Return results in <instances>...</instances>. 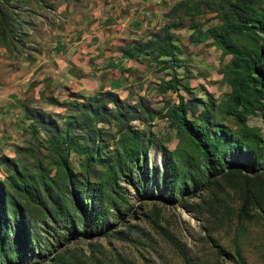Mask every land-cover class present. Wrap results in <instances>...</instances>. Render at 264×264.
Here are the masks:
<instances>
[{
    "label": "rangeland",
    "instance_id": "obj_1",
    "mask_svg": "<svg viewBox=\"0 0 264 264\" xmlns=\"http://www.w3.org/2000/svg\"><path fill=\"white\" fill-rule=\"evenodd\" d=\"M34 1L0 0V155L9 157L30 183H37L42 194L45 187L55 199L67 201L70 212L75 211L71 202L76 200V182L98 187L102 179L111 181L108 188L102 187L98 204L111 230L89 237L66 235L63 220L52 221L46 215L50 204L26 200L8 183L13 172L8 162H0L5 201L1 224H8L13 234L21 218L34 246L33 252L21 255L20 263L0 258V264H264V201L255 195L264 191V121L256 109L258 94L252 84L242 93L243 106L233 103L235 90L228 79L237 73L228 61L230 55H223L207 33L219 22L211 0H171L164 11H158L147 34L151 39L168 32L174 46L170 55L158 56L155 47L140 45L147 72L145 80L143 75L138 78L144 83L140 93L131 91L117 105L99 94L69 95L51 104L53 95L44 83L30 92L43 93L41 98L28 95L24 103L23 91H16L21 101L15 105L11 100L13 105L1 95L20 87L21 75L31 66L32 42L37 40L33 31L39 20ZM37 1L45 9L54 4ZM43 17L51 19L49 12ZM238 42L245 47L252 43L245 37ZM169 78L186 99V117L202 122L209 134L223 136L228 131L236 139L233 151L232 140L220 138L223 154L217 153V169H208L193 141L169 121V108L177 102L175 90L166 88ZM138 95L144 98L141 106L136 103ZM226 106L242 112L243 121L228 113ZM114 112L124 119L114 118ZM135 112L141 119L126 120ZM67 124L82 130L76 150L72 143L69 149H59L49 139ZM126 128L137 129L135 136L146 145L144 153L132 160L143 178L130 170L121 151L119 137ZM69 132L75 131L70 127ZM83 145L101 160L82 152L88 148ZM61 157L73 169L75 183L66 182L58 165ZM108 161L114 162L113 175L103 166ZM168 178L171 181L166 182ZM244 189L254 194L247 214L239 213Z\"/></svg>",
    "mask_w": 264,
    "mask_h": 264
},
{
    "label": "trees",
    "instance_id": "obj_2",
    "mask_svg": "<svg viewBox=\"0 0 264 264\" xmlns=\"http://www.w3.org/2000/svg\"><path fill=\"white\" fill-rule=\"evenodd\" d=\"M210 8L215 11L219 22L209 27L207 33L217 43L223 55H230L228 61L232 65L235 73H237V77L232 76L228 79L230 87L235 90L231 95L233 103L242 107V102L244 101L242 93L252 84L258 94L256 109H258L264 121V0H211ZM170 36V33L165 32L156 38L147 39L142 42V44L137 43V46L140 49V45H151L152 48L155 47L158 56H167L172 53V47L174 46L169 40ZM239 37L249 38V40L252 41L251 45L249 47L241 46L238 42ZM125 52L132 55L129 50H125ZM166 88L174 89L177 95V102L173 103L169 108V121L176 129L185 133L193 141L197 151L202 154L208 169H217L219 165L217 153L220 151L223 154V151L220 150V138L228 137V139L232 140L231 136L233 134L228 131H226L223 136L221 134H209L202 122H197L193 117H186V110L189 106H187L186 99L183 95L177 91L178 87L174 83V79L169 78L167 80ZM76 94L83 96V94L75 91H68L67 93L68 96ZM96 94L103 95L114 105H117L121 101V98L116 92L108 89ZM137 97L136 103H139V106H141L144 98L141 95ZM48 101L51 104L58 103V99L54 96L49 97ZM134 104L126 103V106L136 108L137 105ZM35 109L36 108H33L32 110L36 112L39 111ZM226 111L239 121H243L244 114L235 110L233 106H226ZM91 112L94 113V110L92 109ZM113 117L119 121L124 119L123 114L118 112H114ZM130 118L141 119L137 112L126 118V120L129 121ZM54 123L57 124L56 122ZM70 127L75 132H69ZM64 128L65 129L61 132L50 134L49 139L52 144L56 145L59 149H69V143H72L73 150H76V145L82 142L79 139V137H81L80 132L82 131L80 126L67 124ZM136 132L137 129L126 128L125 132L119 137V144L121 146V151L128 157L130 170H135L137 172L136 177L139 176L143 178V172L136 169V164L134 162L132 163V160L139 157L146 149L144 142L135 136ZM232 143L233 145H230L229 149H233L234 151L237 149L236 139L232 140ZM83 146L88 147V145ZM77 151L81 152L80 149H77ZM82 152L91 153L89 147L86 151L83 150ZM118 155L119 154L116 153L117 157ZM89 157L101 160L99 156L96 157L94 153L89 154ZM0 162H8L10 169L13 170V172L7 176L8 183L14 189L21 191L26 200L28 199L36 203H41L42 201L45 204H50L51 210L48 209L49 211H47L46 215L52 221L63 220L62 227L65 229L66 235L75 237V235L80 234L89 237L92 235H102L111 230V222H108V220L102 216L103 211L98 205L102 187L108 188L111 181H104L102 179V181H98L101 183L98 187L96 186L97 184L93 182L78 181V184L76 182L74 186L76 187V190L74 189L76 200L74 199V202L73 200L71 202L72 206H75V211L70 212L67 201L63 202L55 199L44 189L45 187L42 188L45 194H42L37 183H30L28 175L18 170L17 165L9 157L0 155ZM58 165L61 168L66 182L75 183L76 180L73 178L74 171L68 165L65 157H61ZM103 166L107 170V173L113 175L112 171L115 169L114 162H103ZM107 177L108 176H105V178ZM167 181H171V179L168 178L166 179V182ZM1 183L2 182H0V210L3 209L1 205H4L2 203L5 202L2 197ZM42 185H45V182L42 181ZM79 193L82 194L79 195ZM255 195L257 199L264 201V191L258 190ZM81 196H83V199ZM253 197V193H250L248 189H244L239 213L247 214L246 208ZM171 198V195H168L166 199L171 201ZM10 205L13 206L11 201ZM1 223L2 218L0 216V229L2 227L1 225H3ZM20 223L23 224L22 229L21 227L19 229ZM15 224L16 226L12 229L13 234L10 233L8 224H4L3 230L0 231V258L1 261L3 260L7 263H20L21 255L24 252L34 251V246L33 244L31 245V238L26 231L25 223L19 218L18 222Z\"/></svg>",
    "mask_w": 264,
    "mask_h": 264
},
{
    "label": "crops",
    "instance_id": "obj_3",
    "mask_svg": "<svg viewBox=\"0 0 264 264\" xmlns=\"http://www.w3.org/2000/svg\"><path fill=\"white\" fill-rule=\"evenodd\" d=\"M52 1L46 9L34 1L39 20L33 31L37 40L32 42V63L19 79L21 86L1 95L4 101L19 105L16 94L22 91L24 103L28 95L39 99L43 93L30 92L44 83L49 95L57 99L68 97V91L91 95L108 89L119 97L140 93L144 83L138 78L143 75L141 80H145L147 72L137 40L149 39L147 29L168 5L149 0ZM47 12L49 20L43 17Z\"/></svg>",
    "mask_w": 264,
    "mask_h": 264
},
{
    "label": "built area",
    "instance_id": "obj_4",
    "mask_svg": "<svg viewBox=\"0 0 264 264\" xmlns=\"http://www.w3.org/2000/svg\"><path fill=\"white\" fill-rule=\"evenodd\" d=\"M152 3L170 5V0H152Z\"/></svg>",
    "mask_w": 264,
    "mask_h": 264
},
{
    "label": "bare ground",
    "instance_id": "obj_5",
    "mask_svg": "<svg viewBox=\"0 0 264 264\" xmlns=\"http://www.w3.org/2000/svg\"><path fill=\"white\" fill-rule=\"evenodd\" d=\"M171 1V0H170Z\"/></svg>",
    "mask_w": 264,
    "mask_h": 264
}]
</instances>
